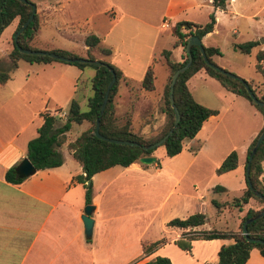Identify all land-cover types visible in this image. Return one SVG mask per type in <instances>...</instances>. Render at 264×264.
<instances>
[{"label":"crops","instance_id":"1","mask_svg":"<svg viewBox=\"0 0 264 264\" xmlns=\"http://www.w3.org/2000/svg\"><path fill=\"white\" fill-rule=\"evenodd\" d=\"M38 8L39 28L47 20L58 31L64 24L74 23L76 20L90 22L95 15H101V22L106 24L103 30L92 29L91 33L83 35L68 32L66 36L58 34L51 37L52 39L63 37L66 42L75 43L74 46H78L79 41L83 53L79 54L74 47L65 43L54 45L53 42L49 44L48 49L43 50L61 49L80 57H87L90 50L95 60H104L117 67L121 77L116 87L114 105L115 96L126 99L130 97L132 82L140 91H145L141 87V80L146 69L152 66L151 62L167 68L159 89L163 94L170 67L162 51L170 50L169 59L173 63L182 62L184 59L182 46L173 45L175 41L173 29L179 21L205 24L210 12L213 11L215 15L213 30L201 38L202 44L207 47L212 46L211 37L221 33L219 31L221 23L233 21L237 24L239 20H244L248 26H254L253 31L259 38L262 39L264 36V29L262 31L264 0H227L224 9L214 8L212 0H46L44 10L40 11V5ZM81 10L96 11L83 15ZM57 12H60V21L55 19ZM39 28L30 43L37 49L40 47L34 46V41L40 39L37 34ZM231 32L237 33V28H233ZM89 34L96 35L99 43L100 40L104 41L107 48H112L110 54L103 55L100 46L90 49L84 42ZM261 44L258 45L259 50L264 49ZM11 48V44L6 47L0 46V63L3 68L9 65L8 53ZM87 67L89 66L78 67L61 61L38 63L21 59L9 79L0 84V264H144L156 256L168 257L172 264H214L221 245L229 244L232 240L200 237L189 240L188 231L210 229L239 231L241 218L249 207L252 208V206L246 208L250 199L241 209L234 210L236 213L232 214L234 217L232 226L225 223L219 228H211L207 226L206 218L202 225L179 228L167 226L166 223L169 221L167 220L164 222L168 227L167 238L145 240L139 237L136 247L134 244H126L127 238L124 236L113 237L118 227L113 230V226L108 223L113 218H102L99 203L94 200L92 194L91 204L95 207L91 217L94 224L91 238L86 239L81 220L86 205L85 189L75 178L76 175L82 174L83 170L67 147L73 140L69 135L71 129L66 132V140L59 147L61 153L64 150L68 151L71 162L63 160L57 167L36 170L19 183L6 181V170L15 167L26 157L27 143L37 135V129L42 123L41 112L52 113L69 104L73 98L80 105L86 104L92 93L91 82L90 88L84 87L83 77L86 71L88 80L95 74L94 68L87 70ZM20 69L22 72L18 76L16 72ZM201 75L208 74L204 69H200L188 78L187 87L196 76L203 77ZM154 90L155 85L151 91ZM254 111L258 113L257 110ZM203 124L192 139L184 141L183 148L194 143ZM262 126L263 123L249 137L247 145ZM247 145L241 153L242 163ZM241 154H237V167ZM153 163L158 167L157 170L161 171L162 167L156 166V160ZM128 168L141 167L135 162ZM94 178L95 174L91 181H94ZM242 186L241 193L244 190V183ZM223 187L225 190L219 192L227 191V188ZM199 198H202L201 193ZM221 208L217 209V218L225 219V213L227 215L230 212ZM177 240L189 243L190 250L179 247L176 244ZM158 241L160 242L156 246L144 251L143 245L148 246ZM245 264H264V257L257 248H252Z\"/></svg>","mask_w":264,"mask_h":264},{"label":"rangeland","instance_id":"2","mask_svg":"<svg viewBox=\"0 0 264 264\" xmlns=\"http://www.w3.org/2000/svg\"><path fill=\"white\" fill-rule=\"evenodd\" d=\"M31 1L34 2L39 16L38 5H40V11L44 10L46 0ZM94 11L96 10H81V13L86 15L87 12ZM55 19L61 20L60 12L55 14ZM16 21L3 29L0 46L12 45ZM105 28L106 24L101 22V15H95L90 22L76 20L74 23L64 24L60 26L59 31L46 20L37 32L40 39L34 41V46L40 47L38 50H43L48 49L52 42L54 45L65 43L81 54L83 53L80 48L81 42L78 41V46H74L75 43L66 42L63 37L54 39L51 37L58 34L66 36L68 32L83 35L91 33L92 29ZM233 28H237V33L231 32ZM253 30L254 26H248L244 20H239L237 24L233 21L221 23L219 29L221 33L213 35L210 39L211 45L217 47L220 54L211 55V60L218 67L249 81L256 93L260 95L264 90V79L255 67L259 46L249 53H242L235 48L237 43L256 40V37L260 40L261 38ZM261 45L264 46V43ZM98 46L109 49L110 52L113 50L107 48L108 46L101 40ZM151 63L155 72V90L140 91L132 82L130 97L126 99L115 96L114 105V116L117 120L120 123L130 120L132 132L143 139L155 137L166 122V117L161 111L163 94L159 89L167 68ZM261 64L264 67V60ZM90 68L87 67V70ZM21 72L22 69L17 71L16 75H21ZM86 75L87 71L83 77V86L90 88V80ZM188 87L195 101L217 110V114L204 122L194 143L187 146L189 149L184 147L179 154L169 157L165 154L164 146L159 145L154 149L153 156L156 158V166L162 167L161 171L157 170L158 167H155L154 163L143 164L138 160L136 163L141 168L127 169V167L114 166L105 172L96 173L94 181H91L92 194L94 200L99 203L102 218H113L108 222L113 226V230L118 227L113 237L124 236L127 238L126 244H134L137 247L139 237L145 240L167 238L169 236L168 227L165 225L167 220L175 217L184 218L195 212L205 215L208 227L219 228L225 223L228 226L233 225L232 214H235L234 210L238 208L233 206L232 199L242 194V183H244V189L246 187L245 159L242 163L243 154L241 153L249 137L262 125L263 116L248 99L227 90L211 76H196ZM68 106L69 104H65L55 110L62 114L61 117L56 115L60 120L59 123L64 121ZM80 108L82 111L86 110V104L82 103ZM254 109L258 113H255ZM55 111L50 114H55ZM89 125V122L74 124L69 135L74 139ZM232 150L241 154L239 166L229 172L217 174L216 168ZM61 154L64 161L71 162L67 150L62 151ZM261 179L264 186V173ZM216 185L225 186L227 191H214L212 188ZM200 193L202 198H199ZM213 199L224 204L222 208L230 212L227 215L225 213V219L217 218V208L212 203ZM248 206L257 210L261 209L264 203L251 197L246 208Z\"/></svg>","mask_w":264,"mask_h":264},{"label":"trees","instance_id":"3","mask_svg":"<svg viewBox=\"0 0 264 264\" xmlns=\"http://www.w3.org/2000/svg\"><path fill=\"white\" fill-rule=\"evenodd\" d=\"M34 4L31 0H27ZM227 0H212L214 8L224 9L226 7ZM32 11L29 4L21 2L19 0H0V35L3 29L8 26L14 19L17 20V26L15 31L19 26L28 18ZM215 24L214 12H210L209 19L205 24H197L190 21H179L174 25L173 34L175 36V41L173 45L182 46L183 50L187 41V38L191 35H196L202 38L205 34L213 30ZM39 28V16L35 12L33 19L29 22L27 27L22 31L17 37L16 41L12 35V48L8 53L9 65L7 68H3L0 63V84L5 83L11 72L16 69L19 60H26L29 62L38 63H49L51 61H61L44 55H34L25 54L17 49V46L26 49L37 48L31 46V40L34 38L36 31ZM264 29V25H263ZM14 31V32H15ZM264 40V36H263ZM85 44L89 46L90 49L95 48L99 44V38L94 34H89L85 37ZM260 40H249L242 43L235 44V48L242 53H249L252 48L258 46ZM264 43V42H263ZM204 50L207 58L211 63V55L220 54L217 47L204 46ZM60 55L69 57H80L71 52L53 49L50 50ZM100 52L103 55H109L110 50L106 48H101ZM170 50H163L162 55L165 57L168 66L170 67V74L163 91V100L161 105V111L166 117L165 125L159 134L155 137L149 139H143L138 134L132 132L130 128V120H126L124 123H120L114 116V95L116 92V87L118 81L121 77L120 70L113 64L108 63L104 60H99L106 63L110 68H112L116 74V80L113 83L108 100L104 109L103 114L100 117L99 132L106 137L121 139V140H132L137 143V145L131 144H117L108 142L106 140L98 138L95 133V120L98 116L99 109L103 100V95L106 87L112 77L109 69L104 65L94 64V63H83V62H73L72 64L78 67L89 66L95 69V74L91 77V95L88 97L86 102V110L82 111L80 104L76 99H72L69 103L66 117L64 121L59 123V118L50 114L48 111L41 112L42 123L37 129V135L30 139L26 146V157L35 166L36 170H42L46 168L57 167L62 164L63 157L59 150V147L66 140V132L71 129L72 124H81L83 122H89L90 125L79 132V134L67 144L68 149L72 151V156L81 165L83 173L76 175L75 178L77 182L81 183L85 189V203H92V183L91 177L103 170L114 166L128 167L132 163H135L139 158L143 156H152L154 149H146L144 146L149 145L162 136H164L168 130L173 126L174 123V110L171 107L169 101V82L173 72L183 66L187 61V55L184 51V59L182 62L173 63L169 59ZM192 62L191 65L177 77L174 88H173V98L174 103L179 111L180 120L178 124L174 127L173 131L166 138V140L161 144L164 146L165 154L169 157L175 156L181 152L183 148V143L185 140L192 139L196 133L200 130L203 122L212 115L217 114V110L208 108L197 101L194 100L191 92L189 91L186 81L188 78L199 71L204 69L206 73L218 80L223 87L227 90L232 91L235 94L241 95L248 99L262 114L263 116V126L252 139L246 150L245 164L248 159V154L254 146L259 133L264 128V108L255 104L250 96L248 95L244 85L237 79L231 78L227 75L220 73L218 70L208 66L201 55L199 46H191ZM87 58L95 59V57L88 51ZM257 63L255 65L256 71L259 72L264 79V67L261 62L264 60V49L259 50L256 53ZM64 62V61H61ZM249 87L252 89L253 93L257 98L264 102V90L258 95L255 89L252 87L251 83L247 81ZM141 87L145 90L151 91L154 89V72L152 67H148L141 80ZM238 165L237 152L235 150L230 151L226 157L223 159L221 164L216 168L215 172L217 174H223L228 171L235 169ZM264 173V139L258 146L256 153L254 154L250 163V181L252 186L264 195V186L262 184L261 175ZM5 179L10 183H19L25 178H19L14 172V167H10L5 172ZM88 181H90L88 183ZM243 190L242 194L237 197H233V206L241 209L242 205L247 203L251 197L256 198L264 203L263 198H259L251 192L250 188L247 186ZM214 191H224L225 188L221 185H216L213 187ZM213 205L220 209L224 204L212 200ZM261 209L249 208L244 216L241 218L239 228L240 231H221L217 229L196 231L189 230V240L195 238L204 239H231V243L223 244L218 250L217 261L214 264H245L249 251L252 248H257L261 255L264 257V244L260 242H250L247 241L241 232V227L243 221L254 215ZM206 217L201 212H195L188 215L185 218H172L166 224L167 226L179 227V228H193L204 224ZM248 234L252 238H260L264 240V216L251 221L247 224ZM158 242H154L148 246L143 245L144 251L150 250L152 247L156 246ZM176 244L184 250H190L189 243H183L182 240H177ZM144 264H172L168 257L156 256L150 259Z\"/></svg>","mask_w":264,"mask_h":264},{"label":"water","instance_id":"4","mask_svg":"<svg viewBox=\"0 0 264 264\" xmlns=\"http://www.w3.org/2000/svg\"><path fill=\"white\" fill-rule=\"evenodd\" d=\"M19 1L29 4L31 6V8H32V11H31L30 15L28 16V18L15 31V33L13 35V38H14L15 41H16L17 37L19 36V34L22 33V31L27 27V25L29 24V22L33 19V16H34V14L36 12V6H35V4H33V3H31V2H29L27 0H19ZM260 42H262V43L264 42L263 38L260 39ZM192 45L199 46V49H200L202 58H203L204 62L208 66H210V67L218 70L220 73H222L224 75H227V76H229L231 78L237 79L240 82H242V84L244 85V87H245L248 95L252 99V101L255 104L259 105L260 107L264 108V102L261 101V100H259L257 98V96L253 93L252 89L249 87V84H248V82L246 80H244L241 77H238V76H236V75H234V74H232V73H230V72H228V71H226V70L218 67L217 65H215L214 63H211L209 61V59L206 56V53H205L203 44L201 42V38H199L198 36H196V35L193 34V35H191V36H189L187 38V41H186V44H185V47H184V51H185V53L187 55V61H186V63L183 66L177 68L173 72V74L171 75L170 82H169V101H170L171 107L174 110V123H173V126L160 139H158L157 141H155V142H153V143H151L149 145H145L144 147L146 149H155L159 145L163 144V142L170 135V133L173 131L174 127L178 124V122L180 120L179 111H178V109H177V107H176V105L174 103L173 88H174L175 81H176L177 77L179 76V74L182 73L183 71H185L191 65V62H192L191 46ZM17 49L20 52L25 53V54H34V55L49 56V57L54 58L56 60H61V61H64V62H69V63H73V62H83V63H94V64H99V65L106 66L109 69V71L111 72L112 77H111V79H110V81H109V83H108V85L106 87V90L104 92V95H103V100H102V103H101V106H100V109H99V113H98V116H97V118L95 120V130H94V133H95V135L98 138L103 139V140H106L108 142L117 143V144L137 145V143L135 141L109 138V137L103 136L99 132L100 117H101V115L104 112V109H105V106H106V103H107V100H108V95H109L110 89H111L113 83L116 80V74H115L114 70L112 68H110L106 63H103V62H101L99 60L89 59V58H85V57H69V56H64V55H60V54H57L55 52L48 51V50L26 49V48H22L20 46H17ZM263 139H264V128L259 133V135H258V137L256 139V142H255L254 146L252 147L251 151L248 154V159H247L246 166H245V180H246L247 186L250 188L251 192H253V194L255 196L264 199V195L261 192H259L258 190H256L252 186L251 181H250V177H249L251 160H252L254 154L256 153V150H257L258 146L263 141ZM155 160H156V158L154 156H143V157L139 158V162H141L143 164H151ZM35 171H36L35 166L31 163V161L27 157H24L14 167V172H15L16 176L19 177V178H26V177L34 174ZM89 182L90 181H88V183ZM94 207L95 206L93 204H86L85 207H84V210H83V214L81 215V220H82L83 228H84V236H85L86 239H90L91 236H92L94 220L91 217V213L93 212ZM262 216H264V209L258 211L257 213H255L254 215L246 218L243 221L242 227H241V232H242V234L244 235V237L246 238L247 241H250V242H260V243L264 244V240H262L260 238H252V237H250L249 234H248V230H247V224L248 223H250L251 221L256 220V219H258V218H260Z\"/></svg>","mask_w":264,"mask_h":264},{"label":"built area","instance_id":"5","mask_svg":"<svg viewBox=\"0 0 264 264\" xmlns=\"http://www.w3.org/2000/svg\"><path fill=\"white\" fill-rule=\"evenodd\" d=\"M166 26H167V24H165ZM55 114H53L54 116H56V115H58V117H61L62 116V114H60L59 112H57V111H55L54 112ZM60 115V116H59ZM57 117V116H56Z\"/></svg>","mask_w":264,"mask_h":264}]
</instances>
